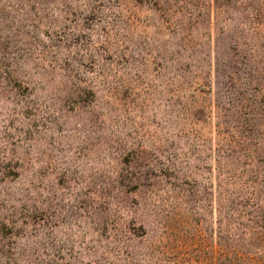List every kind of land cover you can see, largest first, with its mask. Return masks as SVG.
I'll return each mask as SVG.
<instances>
[{"label": "rangeland", "instance_id": "obj_1", "mask_svg": "<svg viewBox=\"0 0 264 264\" xmlns=\"http://www.w3.org/2000/svg\"><path fill=\"white\" fill-rule=\"evenodd\" d=\"M0 264H264V0H0Z\"/></svg>", "mask_w": 264, "mask_h": 264}]
</instances>
